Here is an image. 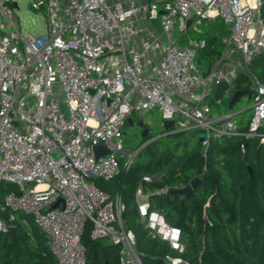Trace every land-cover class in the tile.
Masks as SVG:
<instances>
[{
	"label": "built area",
	"instance_id": "2783aa9c",
	"mask_svg": "<svg viewBox=\"0 0 264 264\" xmlns=\"http://www.w3.org/2000/svg\"><path fill=\"white\" fill-rule=\"evenodd\" d=\"M20 1L0 0V185L17 190L0 202V233L15 227L17 215L30 217L58 264H85L81 238L90 224V240L118 247L119 264H142L134 235L123 227L121 200L94 181L113 179L120 161L127 168L138 153L140 148L128 154L121 140L133 114L156 110L162 123L205 131L208 139L241 136L264 142V84L249 71L264 53V0H25L46 16L37 34L18 27L14 11L20 12ZM216 19L228 36L221 41L220 60L202 75L195 55L205 41L189 38L182 46L172 32L177 28L180 37L187 36ZM153 20L167 44L152 28ZM241 72L252 83V114L243 132L235 114L215 116L209 106L210 99L221 105L222 97L213 99L215 88L224 82L231 87ZM96 146L107 153L95 157ZM152 182L143 176L135 189L139 217L179 250V230L148 211L145 186Z\"/></svg>",
	"mask_w": 264,
	"mask_h": 264
},
{
	"label": "trees",
	"instance_id": "16d2710c",
	"mask_svg": "<svg viewBox=\"0 0 264 264\" xmlns=\"http://www.w3.org/2000/svg\"><path fill=\"white\" fill-rule=\"evenodd\" d=\"M216 21L219 19L202 22L204 30L196 38L205 41V47L195 55V65L202 75L220 60L221 41L228 36L222 21L221 27ZM249 71L264 84V53L253 59ZM251 84L248 73H239L231 85L232 94H252ZM209 106H214L212 99ZM246 112L240 114L241 132L249 121ZM138 147L127 168L120 161L117 176L94 183L102 192L121 200L123 227L134 235L142 264H171L167 258L179 259L182 264H264V142L241 136H211L203 147L193 132L174 128L159 137L150 134ZM143 176L153 179L145 186L148 211L159 213L170 227L179 230L181 249H172L139 217L134 193ZM193 178L200 182L190 198L171 192L187 187ZM163 188H167L165 193H157ZM10 192L17 190L12 184L2 183L0 202ZM17 216L13 221L16 242L0 233V264H58L49 251L47 237L33 219ZM89 231L87 224L81 238L85 264H119V248L106 240L91 241Z\"/></svg>",
	"mask_w": 264,
	"mask_h": 264
},
{
	"label": "rangeland",
	"instance_id": "374dc122",
	"mask_svg": "<svg viewBox=\"0 0 264 264\" xmlns=\"http://www.w3.org/2000/svg\"><path fill=\"white\" fill-rule=\"evenodd\" d=\"M27 2L25 0H22L19 2L18 6L20 8V12H17L16 9L14 11V16L17 18V25L21 29L22 33L30 32L33 34H37L44 30L45 28V14L43 12H35L32 11L27 5ZM221 21H216V25L221 27ZM223 24V23H222ZM224 25V24H223ZM225 26V25H224ZM226 28V26H225ZM197 32L201 33L204 30V24H200L196 27ZM227 29V28H226ZM228 30V29H227ZM174 37L177 38L181 34L178 32L177 28L174 29L172 32ZM188 38L195 39L198 38V33L191 32L189 36H186ZM221 41V39H220ZM180 45H185V38H183L180 41ZM216 64V63H215ZM214 64V65H215ZM252 89V88H251ZM232 87L226 92H224L222 99H221V105L217 106L214 104V106H210L211 112L213 115H221L226 112H230L228 110V103L230 100V97L232 95ZM250 101H247V97L241 98V100L236 104L234 107V111H243L247 109L249 106H251ZM252 112L247 111L244 115L247 118H250ZM241 116L237 117V120L240 121ZM133 120V126H129L122 135V144L123 147L127 150V153H133L135 150H137L141 141V129L137 126V121L140 120L150 131L151 134L155 135V137H159L162 135L165 130L162 127V120L160 118V114L158 111L154 110L150 113L142 114V115H132ZM182 122H185V119L180 118L179 119ZM176 131H180V129L176 126ZM194 133L196 138L198 139L197 132L193 130H188ZM124 164V162H122ZM18 217V216H17ZM15 217V218H17ZM23 225V223H22ZM24 227V226H23Z\"/></svg>",
	"mask_w": 264,
	"mask_h": 264
},
{
	"label": "water",
	"instance_id": "95a60500",
	"mask_svg": "<svg viewBox=\"0 0 264 264\" xmlns=\"http://www.w3.org/2000/svg\"><path fill=\"white\" fill-rule=\"evenodd\" d=\"M162 14V13H160ZM191 24V21L187 22V26H189ZM264 24V23H263ZM151 26L154 29L155 33L159 36L160 40L163 41L165 44H167V37L166 35L163 33L162 28L160 26V23L158 22V20H153L151 21ZM230 89V87L224 82L221 83L220 85H218L213 93V99L214 100H219L222 97V93L226 92ZM247 97V101H250L251 98V94L247 91H235L229 100L228 103V110L230 112H232L233 114H235L236 117L240 116V114L243 111H251V106H249L247 109L243 110V111H234V107L236 106V104L241 100V98L243 97ZM60 110L62 112V114H64L65 117H67V111L66 108L63 104L60 105ZM129 126H133V121L131 118H128L125 121V124L122 128V134L124 133V131L129 127ZM137 126L142 130L141 132V138L144 139L147 136H149L151 134V131L148 128L144 127V124L140 121L137 123ZM162 127L165 131H170L172 129H174V124L171 121H165L162 123ZM197 136H198V140L200 143L205 142L208 139V134L205 131H198L197 132ZM93 153L95 157H100L104 154L107 153L106 149L102 146H96L93 148ZM248 171L251 172L250 167H247ZM200 182L199 178H193L190 182V184L182 189H177V190H173L171 191L173 194H178V195H183L186 199L190 198L192 196V191L198 186ZM62 201L59 200L56 204H54L51 209H55L58 207V204L61 203ZM16 228H10L9 232H8V236L11 238V240L13 241V243L16 242V238H17V234H16Z\"/></svg>",
	"mask_w": 264,
	"mask_h": 264
},
{
	"label": "crops",
	"instance_id": "0c3cea01",
	"mask_svg": "<svg viewBox=\"0 0 264 264\" xmlns=\"http://www.w3.org/2000/svg\"><path fill=\"white\" fill-rule=\"evenodd\" d=\"M191 32H196V33H198V32H197V29H195V30H194V29H191V30L188 31V33H187L188 35H187V36H189V34H190ZM183 36H184V38H185V45H186L187 40H188L189 38L186 37V35H183ZM177 39H179V43H180V41H181V40H180V36L177 37ZM190 39H192V38H190ZM193 40H195V39H193ZM182 46H183V45H182ZM228 113H229V112H226V113H223V114H221V115L224 116V115H226V114H228ZM217 116H219V115H217ZM250 117H251V116H250ZM249 119H250V118H249ZM132 121H133V120H132Z\"/></svg>",
	"mask_w": 264,
	"mask_h": 264
},
{
	"label": "bare ground",
	"instance_id": "6f19581e",
	"mask_svg": "<svg viewBox=\"0 0 264 264\" xmlns=\"http://www.w3.org/2000/svg\"><path fill=\"white\" fill-rule=\"evenodd\" d=\"M42 188H43V186H39V187H38V189H42Z\"/></svg>",
	"mask_w": 264,
	"mask_h": 264
}]
</instances>
